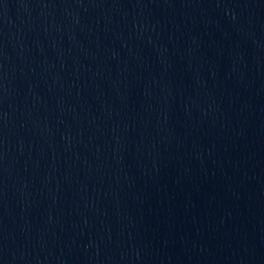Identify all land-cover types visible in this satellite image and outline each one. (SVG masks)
<instances>
[{
	"label": "water",
	"instance_id": "95a60500",
	"mask_svg": "<svg viewBox=\"0 0 264 264\" xmlns=\"http://www.w3.org/2000/svg\"><path fill=\"white\" fill-rule=\"evenodd\" d=\"M0 264H264V0H0Z\"/></svg>",
	"mask_w": 264,
	"mask_h": 264
}]
</instances>
